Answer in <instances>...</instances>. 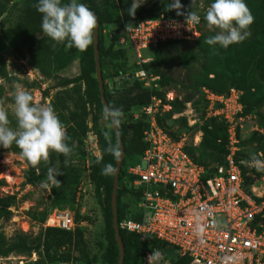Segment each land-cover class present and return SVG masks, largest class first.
Listing matches in <instances>:
<instances>
[{"label": "trees", "instance_id": "trees-1", "mask_svg": "<svg viewBox=\"0 0 264 264\" xmlns=\"http://www.w3.org/2000/svg\"><path fill=\"white\" fill-rule=\"evenodd\" d=\"M202 1L180 0L183 6L180 10L181 13L184 11L197 13ZM62 2L68 3L69 0H62ZM89 2L91 5H87V7L97 14L100 21L99 54L105 86H107L106 81L108 78L133 74L140 67H144L160 76L161 89L151 90L143 87L141 82L134 77L136 82L132 87H125L122 92L106 94L107 101L112 109L124 108L125 111L129 112L134 106L143 107L149 104L152 96L165 95L178 79L173 73L165 68L162 69L161 65L164 63L171 64V61L175 58L179 65L188 70L189 82L187 87L200 94L199 99L194 103H196L195 109L202 112V118L205 117L204 109L206 106L203 93L204 87L218 93H224L231 87H237L243 91L241 102L244 106V113L257 114L258 123L264 127V114L261 112V108L264 106V0H245L246 6L253 17V22L248 28L250 35L242 43L230 45L227 49L220 48L218 45L209 46L205 41L214 33L206 30L199 37L196 50L189 45L181 47V44L188 43L187 41H168L154 49V58L151 61L159 64L157 69H153L149 64L150 62H145L142 65L135 66L131 71L128 70L126 62H110V60L118 61L124 58V52H118L116 46L120 45V38L126 27L134 24L138 19L156 17L161 13L167 16H178L176 10L169 9L171 0H156L150 5H141L134 16H129L127 13L131 0H89ZM95 2L98 3L95 4ZM35 3L36 0H16L13 2L11 0H0L1 78L15 79L9 75L7 70L6 57L9 54L24 55L28 53L30 64L44 76H53L55 72L66 69L72 62L77 49L68 48L65 44H55L42 33L40 28L41 14L36 11ZM208 3L210 4L211 0H208ZM209 4L203 6L206 8ZM102 15H107L109 21L116 24V31L112 34L108 45L105 44L104 40ZM83 52L90 57L93 72L84 71L75 77H63L60 78L57 84L58 87L72 85L61 98L57 110V115L66 128L67 144L72 152L67 158V163H65V157L62 154L50 152L48 161L41 162L36 167L38 173H33V181L47 180L49 167L58 169L63 175L58 177L60 183L58 186L53 185V189L59 193L60 201L65 200L67 196L72 197V187L78 183L80 172H82L80 164L77 163L78 159L88 157L91 166V177L95 182L96 190L98 192L102 191L104 195V232L107 242L105 260L107 264H118L119 246L115 238L111 208V193L117 158H114L106 149L116 147L119 151L120 146L118 137L115 131L112 130L101 135L99 146L102 150V157L99 163H97L96 156L84 148V135L87 127L85 112L84 109L79 108L77 100L74 98V92L77 89L80 97L78 102L85 105H96L98 111L102 113H104L105 107L97 79L94 43ZM203 58L204 62L200 63ZM108 64H112L114 70L107 73L106 67ZM125 81L126 79H124V86ZM83 85H85V90L83 94H80ZM193 96L189 95L183 99L176 97L175 100L171 101V108L166 110L164 120L172 118L177 112L184 111L186 102L191 100ZM199 103H201V107H197ZM129 119L131 121L129 125L123 123L120 118L117 121L125 145V158L118 187V222L128 216L138 218L136 212H132V207L128 208L125 215L122 213L120 208L121 193L123 192L129 196L130 193L124 185V177L127 175L128 167L139 162L146 148L143 139L144 130L148 125L145 121V115L140 114V117L135 118L131 114ZM109 121L111 122V119ZM160 121L159 117V123L163 126ZM183 121L186 122V118H183ZM201 130L203 131L201 144L195 146L192 142L187 146L188 152L197 162L206 167L222 162L228 152L226 147L228 143L226 123L217 118H209L204 120ZM262 140L263 136L258 132H254L247 139H242L241 144L244 146L257 142L258 145L252 155L248 153L247 149H244L241 155L245 157L257 156V151L263 148ZM6 150L20 155V149L15 144ZM105 164H111L114 171L102 175L101 170ZM3 183H5L4 180H0V185ZM73 196H75V193H73ZM138 199L139 195H137ZM15 203V194L0 197V220L10 219L12 214L10 208ZM120 235L125 246L123 264H140L144 249L148 247L157 246L162 252H166L165 245L158 243L155 239H152L150 244V240L143 241L138 235L121 228ZM41 248L49 261L70 260L72 250L75 248H79L84 257L88 256L82 231L77 226L74 230L49 226L42 236L36 237L20 233L8 238L0 231V257H7L11 254L31 255L33 251H40ZM167 254L174 258L175 264L189 263L187 257L177 258L176 251Z\"/></svg>", "mask_w": 264, "mask_h": 264}, {"label": "built area", "instance_id": "built-area-1", "mask_svg": "<svg viewBox=\"0 0 264 264\" xmlns=\"http://www.w3.org/2000/svg\"><path fill=\"white\" fill-rule=\"evenodd\" d=\"M206 9L202 5L196 13L200 16L199 24L186 23L188 11L178 16L161 13L138 19L126 27L120 45L132 49L138 65H142L149 61L143 54L146 49L153 50L168 41L198 39L202 28L207 29L203 19ZM133 74L143 87L161 89L160 76L146 68L140 67ZM203 93L204 118L198 116L192 102H186L184 111L177 113L188 118L191 125H197L202 137L204 120L217 118L226 123L228 152L222 162L209 167L190 155L186 136L175 138L159 123L161 106L169 110L171 101L177 97L173 89L163 96H152L151 102L142 107L141 114L148 124L143 135L146 148L139 162L129 166L124 177L130 195L136 198L139 195L132 209L138 218L125 217L118 226L143 241L150 240V244L152 239L163 243L166 252L157 246L148 247L140 264H146L151 251L161 253L160 264H175L174 258L167 254L171 251H176L177 258H189L188 264H264V171L246 166L243 162L250 161L252 156L241 155L245 149L241 144L242 133L249 129V134L258 132L263 136V148L257 151L256 157L264 160V127L258 123L257 114L244 113L241 89L231 87L227 92L218 93L204 87ZM92 135L88 133L84 139V148L102 157L99 140ZM201 141H194L193 145L199 146ZM83 161L81 169L90 182V160L85 157ZM43 226L74 230L77 222L69 208H56ZM10 263L78 264L74 252L70 260L49 261L42 248Z\"/></svg>", "mask_w": 264, "mask_h": 264}, {"label": "rangeland", "instance_id": "rangeland-1", "mask_svg": "<svg viewBox=\"0 0 264 264\" xmlns=\"http://www.w3.org/2000/svg\"><path fill=\"white\" fill-rule=\"evenodd\" d=\"M16 1V0H11ZM156 0H144L142 5H150ZM78 2L87 5H91L89 0H78ZM98 2H95V4ZM202 5L209 4L208 0H203ZM103 27H104V40L108 45L112 34L116 31V24L109 21L107 15H102ZM203 32L207 29L202 28ZM199 39V38H198ZM187 41L181 44V47L192 46L194 50L197 47V41ZM116 50L124 52V58L121 60H110V62H126L128 64V70L131 71L138 65V58L130 48H123L120 45L116 46ZM145 59L149 58L151 67L157 69L159 64L151 61L154 58V49H146L143 51ZM90 57L83 51L78 49L74 53L71 64L64 70L55 72L53 76H44L37 68L29 62V54L14 55L9 54L6 57L7 70L10 76L15 79L8 80L0 77V107H3L8 112L9 126L13 129L16 128V119L14 116V102L13 95L16 88H22L28 91L36 102L42 105H51L55 112L61 103V98L65 95L66 90L70 89L72 85L68 87H58L60 78L63 77H75L84 71L93 72L92 64H90ZM204 62V58L200 63ZM197 66L199 64H196ZM162 69H166L178 79L173 83L171 89H173L177 98L183 99L186 96L194 95L193 98L187 102H192L196 108V103L200 97L198 92L190 90L187 87L189 82L188 70L184 69L177 60H172L171 64L164 63L161 65ZM114 70L112 64H108L106 67L107 73ZM128 71V72H129ZM126 78L124 88H130L133 86L136 79ZM135 79V80H134ZM85 85L80 89V94H83ZM74 98L77 100L79 108L84 109V115L86 118L87 127L85 129L84 139L88 137V133L96 135L99 143L101 135L111 132L113 130L112 123L109 119H105L104 113L98 111L96 105L83 104L78 102L79 94L76 89L74 92ZM197 107H201V103ZM159 113L160 122L163 126L175 137L186 136L188 143L196 141V135L198 133L197 125H191L188 118L180 116L176 113L175 117L164 120L165 112L167 109H163ZM121 112L120 119L123 123L129 125L131 123L129 115L141 114L142 107L134 106L131 110L125 111L124 108L119 109ZM261 112L264 114V106L261 108ZM198 116L201 117L202 112L197 110ZM178 114V115H177ZM186 118V122L183 121ZM255 120V119H254ZM249 129L242 133L243 139L249 138L252 133H248ZM92 135V136H93ZM258 142L244 146L248 153L252 155L256 151ZM78 164L84 166L82 158L78 159ZM38 173L36 168L29 165L24 158L13 152L7 151L0 147V180H4L5 183L0 185V197L15 194L16 203L10 209L12 211L11 217L8 220H0V231H2L8 238L14 237L16 234H26L30 237L42 236L45 232L43 224L46 223L47 218L53 214L55 209H67L69 208L75 215L77 221V227L82 231L83 239L86 244L87 257H84L80 249L75 248L74 260L78 264H107L105 260L106 239L104 232V215H103V202L104 195L96 190L94 180H88L86 174L80 172V178L75 186L72 187V197L67 196L65 200H59V193L55 192L53 185L48 180L33 181V173ZM11 177V178H10ZM81 187V189H79ZM119 187V185H118ZM75 193V196H73ZM137 204V198L129 194L121 193L120 208L122 213H126L128 208ZM76 254V256H75ZM12 255V256H11ZM7 257H0V264H11L10 262H16L19 256H25L22 254H11ZM17 257V258H15Z\"/></svg>", "mask_w": 264, "mask_h": 264}, {"label": "clouds", "instance_id": "clouds-1", "mask_svg": "<svg viewBox=\"0 0 264 264\" xmlns=\"http://www.w3.org/2000/svg\"><path fill=\"white\" fill-rule=\"evenodd\" d=\"M193 2V0H192ZM144 0H131L127 9L129 16H134L136 10ZM34 7L41 14L40 28L44 35L55 44H65L68 48L86 51L94 43L97 18L92 10L78 0H36ZM182 4L180 0H171L169 9L176 10L181 15ZM203 19L207 28L214 35L206 39L209 46L218 45L227 49L230 45L242 43L249 35L248 28L253 22V17L246 6L245 0H211ZM186 23H200V16L188 12L185 16ZM14 116L16 128L9 126L8 112L0 107V147L10 148L15 144L20 149V155L36 168L41 162H47L49 153L55 152L67 158L72 152L68 146L66 128L60 121L54 108L36 102L33 96L22 88H16L13 95ZM121 116L119 109H105V119L116 123ZM114 158H119L116 147H109ZM97 163L101 157H96ZM246 166L254 167L257 171H264V160L252 156L250 161H245ZM114 171L111 164H105L101 174ZM63 173L53 167L47 170V180L58 186L59 176ZM162 255L159 251H151L146 257V264H160Z\"/></svg>", "mask_w": 264, "mask_h": 264}, {"label": "water", "instance_id": "water-1", "mask_svg": "<svg viewBox=\"0 0 264 264\" xmlns=\"http://www.w3.org/2000/svg\"><path fill=\"white\" fill-rule=\"evenodd\" d=\"M91 10V9H90ZM93 11V10H92ZM94 12V11H93ZM96 18H97V26L94 36V55H95V63H96V73H97V79L100 86V92H101V98L102 102L104 104L105 109L111 108L107 98L106 94H109L110 92L116 93V92H122L125 90L124 88V79L126 78H134V74H127L122 76H116V77H110L105 82L103 79V73H102V67L100 63V54H99V27H100V21L97 16V14L94 12ZM113 130L115 131L118 140H119V158L116 161V168H115V176H114V182H113V188L111 193V208L113 212V227L115 230V238L117 241V244L119 246V261L118 264H123L124 257H125V246L124 242L120 235V228L118 226V185H119V179L122 169L123 160L125 158V145L124 141L122 139L120 129L118 127V122L113 123L111 120Z\"/></svg>", "mask_w": 264, "mask_h": 264}, {"label": "bare ground", "instance_id": "bare-ground-1", "mask_svg": "<svg viewBox=\"0 0 264 264\" xmlns=\"http://www.w3.org/2000/svg\"><path fill=\"white\" fill-rule=\"evenodd\" d=\"M201 140H202V134L201 133H197V135H196V142H200Z\"/></svg>", "mask_w": 264, "mask_h": 264}]
</instances>
